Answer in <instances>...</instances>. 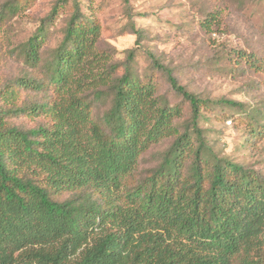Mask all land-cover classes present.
<instances>
[{
  "label": "trees",
  "instance_id": "1",
  "mask_svg": "<svg viewBox=\"0 0 264 264\" xmlns=\"http://www.w3.org/2000/svg\"><path fill=\"white\" fill-rule=\"evenodd\" d=\"M74 5L46 78L17 80L41 96L19 103L13 84L0 88V264H264V174L213 151L199 126L209 101L155 54L191 105L192 129L175 124L181 108L152 79L131 65L118 74L96 46L99 27ZM19 8L9 2L1 15ZM45 39H29V62ZM101 102L110 104L96 115ZM9 114L41 120L28 128ZM166 138L140 175L143 154Z\"/></svg>",
  "mask_w": 264,
  "mask_h": 264
},
{
  "label": "rangeland",
  "instance_id": "2",
  "mask_svg": "<svg viewBox=\"0 0 264 264\" xmlns=\"http://www.w3.org/2000/svg\"><path fill=\"white\" fill-rule=\"evenodd\" d=\"M9 2L19 4V10L1 15ZM75 2L99 27L96 46L108 54V63L119 65L118 74L131 65L142 79H152L158 93L181 108L175 124L192 129L191 105L153 67L148 53L155 54L180 84L209 101L199 126L213 151L264 174V0H0V88L13 84L19 103L41 96L17 80L46 78L45 66L65 37ZM43 31L39 60L29 62L24 53L28 41ZM109 104L98 105L96 115ZM8 118L28 128L41 120ZM172 140L152 144L141 157L140 175L160 162ZM69 196L55 194L62 200Z\"/></svg>",
  "mask_w": 264,
  "mask_h": 264
}]
</instances>
